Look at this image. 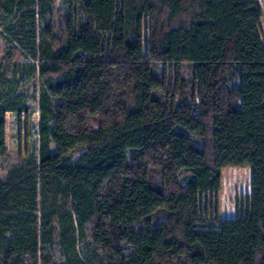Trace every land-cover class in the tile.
Wrapping results in <instances>:
<instances>
[{
	"label": "trees",
	"instance_id": "16d2710c",
	"mask_svg": "<svg viewBox=\"0 0 264 264\" xmlns=\"http://www.w3.org/2000/svg\"><path fill=\"white\" fill-rule=\"evenodd\" d=\"M13 11L29 58L0 62V156L25 76L39 153L0 177V264H264L259 1L0 0ZM228 167L250 169L246 209L213 223Z\"/></svg>",
	"mask_w": 264,
	"mask_h": 264
},
{
	"label": "rangeland",
	"instance_id": "374dc122",
	"mask_svg": "<svg viewBox=\"0 0 264 264\" xmlns=\"http://www.w3.org/2000/svg\"><path fill=\"white\" fill-rule=\"evenodd\" d=\"M264 11V0H258ZM59 0H56V5ZM20 11L11 14H0V62L4 63L10 73L12 64L24 62L29 56L25 49L17 42L20 23L22 22ZM41 27L40 19L36 18L37 32ZM259 33L264 43V16L261 18ZM18 90L25 97L28 111L20 114L7 112V153L0 156V177L7 170L17 164L21 158H38L39 153V85L36 80L27 76L20 81ZM250 169L246 167H228L222 170L221 187L216 195H207L202 202V211L205 216L217 223L224 218H232L237 213L246 209L247 197L250 193ZM87 241L81 239L78 242V250L82 258L87 253ZM57 257L58 251L56 250Z\"/></svg>",
	"mask_w": 264,
	"mask_h": 264
}]
</instances>
